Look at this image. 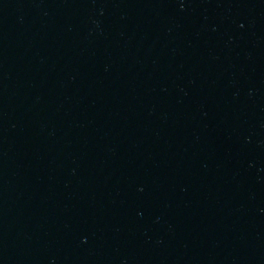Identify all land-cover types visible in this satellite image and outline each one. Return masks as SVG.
<instances>
[{"label":"water","instance_id":"95a60500","mask_svg":"<svg viewBox=\"0 0 264 264\" xmlns=\"http://www.w3.org/2000/svg\"><path fill=\"white\" fill-rule=\"evenodd\" d=\"M0 264H264V0H0Z\"/></svg>","mask_w":264,"mask_h":264}]
</instances>
